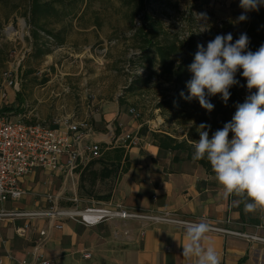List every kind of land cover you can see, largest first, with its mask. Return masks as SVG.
I'll use <instances>...</instances> for the list:
<instances>
[{"label":"crops","instance_id":"obj_1","mask_svg":"<svg viewBox=\"0 0 264 264\" xmlns=\"http://www.w3.org/2000/svg\"><path fill=\"white\" fill-rule=\"evenodd\" d=\"M108 94L111 95V91ZM116 94L99 98L94 109H91V140L98 142L100 148L104 146V150L123 147L128 157L127 171L120 175H109L97 181L93 187L80 180L75 168L71 171L63 168L54 173L63 176L66 181H72L67 185L73 193L70 201L75 204L83 201L84 207L94 204L103 207L119 205L148 215L168 213L179 221L115 218L84 226L71 218L61 217L59 221L62 227L57 229L53 227L56 221L50 222L47 216L4 219L0 221V264H16L9 255L16 259L28 258V253L37 243L51 264H194V260L182 256L181 244L185 242V225L201 220L211 226L264 237V213H245L242 203L238 206L232 203L235 197H223L214 175L207 174L192 162L175 163L172 154L160 152L152 139L138 134L139 123L128 113V108L118 103ZM84 112L71 109L65 117L57 119L58 123L64 118L82 117ZM16 116H22L25 121H34L28 110L12 118ZM46 123L58 126L50 121ZM99 158L78 168L99 170L103 165ZM35 170L50 171L41 168ZM84 188L88 197L85 201L77 196V190ZM13 201L1 202L0 208L58 210L42 209L44 200H34L30 196L20 200L21 204L16 208L8 204ZM25 223H28V227L24 234H16L15 228ZM42 229L46 231L43 237L38 234ZM208 241L219 253L221 264H264L262 241L247 240L237 234L212 229L207 234L205 246Z\"/></svg>","mask_w":264,"mask_h":264},{"label":"rangeland","instance_id":"obj_2","mask_svg":"<svg viewBox=\"0 0 264 264\" xmlns=\"http://www.w3.org/2000/svg\"><path fill=\"white\" fill-rule=\"evenodd\" d=\"M150 1L156 13L159 12L162 2ZM169 6V14L178 18L173 22L165 19L164 23L168 25L170 32L178 33L179 36H187L184 35L185 32L187 34L198 26L216 28L223 24H227L229 31L235 32L238 38L245 33L240 22H236L237 14L244 13L238 0H170ZM83 7L84 3L80 8ZM191 9H194L193 24L191 17L187 19L182 16L191 14ZM126 12V7L118 0H90L83 15L71 20L65 43L61 46L52 45L51 52L39 58L30 55L32 47L27 41L29 29L25 17L13 13L7 21H1L0 46L3 52L0 57V76L4 70H11L12 75L16 73L18 90L14 85L4 86L6 105L0 112H10V116H13L28 110L31 119L39 118L45 122L58 123L71 109L79 113L89 111L94 109L99 98L113 97L114 93H117L118 99L125 100L123 105L126 108L135 110L137 117L130 115L139 123L141 130L145 129L144 135L150 139H153L152 132L167 133L177 139L186 137L189 124L180 125L178 120L181 119H176L169 110L163 113L161 108H156L157 102L163 96L174 93L176 85L173 82L164 78L147 84L138 82L135 84L136 90L126 91L133 75L145 76L153 70L158 72L156 65L149 69L138 64L128 65L138 48L128 29ZM3 13L4 11L0 10V18ZM197 13H205L207 19H199ZM158 15L161 18V15ZM96 21L98 25H95ZM135 22L139 23L138 18ZM27 70H30V73L24 76ZM110 91L111 95L108 94ZM248 95L243 96V99ZM9 100H12V103H9ZM180 154L183 162H191L185 158L184 152ZM24 181V192L20 200L28 196L34 200L43 199L42 209L84 208L83 201H80V204L70 201L73 195L67 185L72 183L70 179L66 181L63 176H56L51 171L34 170ZM77 196L85 201L88 198L85 188L78 189ZM20 200L8 204L16 208L20 206Z\"/></svg>","mask_w":264,"mask_h":264},{"label":"trees","instance_id":"obj_3","mask_svg":"<svg viewBox=\"0 0 264 264\" xmlns=\"http://www.w3.org/2000/svg\"><path fill=\"white\" fill-rule=\"evenodd\" d=\"M122 6L126 7L127 18L129 21V30L131 37L136 42L138 52L133 54L134 60L128 62L129 66L136 64L142 65L145 69L157 66L158 72L149 71L145 76L133 75L126 88V91L136 90L135 84L142 82L147 84L151 81H158L161 78L168 82H173L176 89L173 94L163 96L156 104V108H161L162 112L169 110L180 125L187 127L186 137L177 139L170 134L161 132H152V142L157 146L160 152L172 154V161L180 163L183 161L181 152L185 153V158L195 165L202 167L207 174L214 175L209 162L206 160L193 161L192 155L194 149L191 146L192 140H199V132L197 127L201 123L210 125L209 137L222 129L224 124L231 121L238 103H243V96L248 95L249 91L246 87V79L242 76V69L236 74L239 84L232 86L229 91L231 93L227 104L222 101L219 95L208 97L210 102L215 106L211 112L203 109L197 99L191 101L185 100L180 96L183 91L187 96V82L191 79L192 73L188 70V66L194 61V56L198 51L197 45L202 42L206 45L217 35H227L231 33L233 43L238 39L235 32H230L227 24L220 27L198 26L190 32L184 33L187 36H179L178 33H172L164 23L166 19L169 22L175 21L178 17L169 14L170 0H159L162 2L161 9L156 13L155 7L152 6L150 0H118ZM160 2V3H161ZM84 3V7L80 6ZM90 3V0H0V10L4 13L0 18L1 21H7L11 14L19 13L25 17L26 25L29 29V38L32 52L30 55L39 58L49 54L53 46H61L65 43L66 35L71 27V20L79 18L83 15V11ZM151 3V4H150ZM239 4V0H238ZM149 5V6H148ZM151 7V8H150ZM191 14H183V17H191L194 23V9L190 10ZM161 15L160 16L158 15ZM242 13H238L237 17ZM248 19L240 22L245 33L249 37L248 50L255 52L264 44V6L259 11H251L246 13ZM181 16V19H182ZM138 18L139 23L136 24L135 19ZM163 18V19H162ZM98 25V21L94 22ZM51 41V42H50ZM50 42V44H49ZM3 49L0 46V57ZM2 61V60H1ZM132 61V62H131ZM145 65V66H143ZM30 70L24 73L27 75ZM23 76V74H22ZM1 82V76H0ZM120 105L125 104V100L119 98ZM145 127V126H144ZM141 127L138 134H144ZM231 136V134H230ZM101 148V156L99 158L103 165L99 170L83 168H75L74 171L79 172L80 180L93 187L97 181H102L112 174H122L127 171L128 157L124 154L123 147H113L111 149ZM123 161L122 165L119 163ZM111 163V165L107 164Z\"/></svg>","mask_w":264,"mask_h":264},{"label":"clouds","instance_id":"obj_4","mask_svg":"<svg viewBox=\"0 0 264 264\" xmlns=\"http://www.w3.org/2000/svg\"><path fill=\"white\" fill-rule=\"evenodd\" d=\"M264 0H239L244 13L237 23L248 19L246 13L259 11ZM207 19L205 13H197ZM233 41L231 33L217 35L204 45L198 44L194 61L188 66L192 73L187 82L185 100L197 99L200 106L211 112L214 105L208 97L219 95L227 104L229 89L239 84L236 73L242 69L249 95L236 105L231 121L209 137L210 125L197 127L199 140H192L193 161L206 160L211 166L217 184L225 199L235 197L232 203L243 204L245 213H264V44L255 52L248 50L249 37L242 33ZM255 89V92L252 90ZM231 134V136H230ZM210 225L201 220L185 225V242L182 256L194 264H221L220 256L211 241L207 240Z\"/></svg>","mask_w":264,"mask_h":264},{"label":"built area","instance_id":"obj_5","mask_svg":"<svg viewBox=\"0 0 264 264\" xmlns=\"http://www.w3.org/2000/svg\"><path fill=\"white\" fill-rule=\"evenodd\" d=\"M204 46L206 48V45ZM6 85H14L15 89L18 90V76L16 73L12 75L11 70H4L1 73L0 110L6 104L4 87ZM91 111V109L85 111L82 117L64 118L61 122L56 123L58 124L56 127L41 120L25 121L22 116L12 118L9 112H0V203L7 200H20L24 192L23 181L36 168L53 172L66 168L71 171L100 157V144L91 140ZM127 111L137 117L133 108H128ZM36 216H47L50 222L55 220L53 227L57 229L62 227V223L59 221L61 217L71 218L84 226L96 225L107 219L115 218L179 221L170 217L168 213L161 216L141 214L135 210L124 209L119 205L103 207L94 204L85 206L81 210L61 209L54 211H21L0 208V221L15 217ZM27 227L28 223L16 227V234L23 235ZM210 229L237 234L247 240L264 242V237L257 234L232 231L211 225ZM38 234L43 237L46 235V231L42 229ZM39 248L40 244H35L28 253V258L16 259L10 255L8 257L16 264H51V261L45 257Z\"/></svg>","mask_w":264,"mask_h":264}]
</instances>
